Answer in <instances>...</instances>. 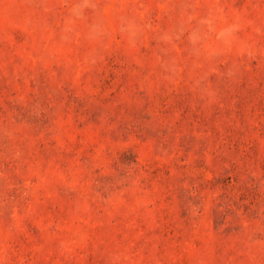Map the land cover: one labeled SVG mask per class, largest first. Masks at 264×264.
I'll return each instance as SVG.
<instances>
[{
    "label": "rangeland",
    "instance_id": "obj_1",
    "mask_svg": "<svg viewBox=\"0 0 264 264\" xmlns=\"http://www.w3.org/2000/svg\"><path fill=\"white\" fill-rule=\"evenodd\" d=\"M0 264H264V0H0Z\"/></svg>",
    "mask_w": 264,
    "mask_h": 264
}]
</instances>
